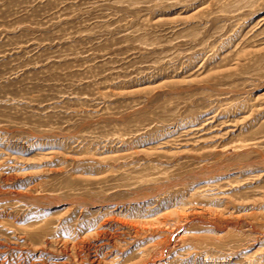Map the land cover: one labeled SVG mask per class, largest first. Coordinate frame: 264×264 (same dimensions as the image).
<instances>
[{
    "label": "rangeland",
    "instance_id": "374dc122",
    "mask_svg": "<svg viewBox=\"0 0 264 264\" xmlns=\"http://www.w3.org/2000/svg\"><path fill=\"white\" fill-rule=\"evenodd\" d=\"M0 264H264V0H0Z\"/></svg>",
    "mask_w": 264,
    "mask_h": 264
}]
</instances>
